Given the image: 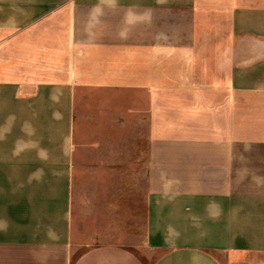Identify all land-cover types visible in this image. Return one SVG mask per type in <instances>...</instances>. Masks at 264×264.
Wrapping results in <instances>:
<instances>
[{
	"label": "crops",
	"instance_id": "crops-1",
	"mask_svg": "<svg viewBox=\"0 0 264 264\" xmlns=\"http://www.w3.org/2000/svg\"><path fill=\"white\" fill-rule=\"evenodd\" d=\"M133 115L153 260L86 234ZM0 264H264V0H0Z\"/></svg>",
	"mask_w": 264,
	"mask_h": 264
},
{
	"label": "rangeland",
	"instance_id": "rangeland-1",
	"mask_svg": "<svg viewBox=\"0 0 264 264\" xmlns=\"http://www.w3.org/2000/svg\"><path fill=\"white\" fill-rule=\"evenodd\" d=\"M145 125L144 118L133 115L131 128L117 126V141L122 143L124 136L128 142L127 132L131 130L130 150L116 151L117 166L109 168L102 182L84 184L83 201L90 219L86 234L96 230L101 236L98 241L133 244L139 256L153 260L154 256L143 247L148 197Z\"/></svg>",
	"mask_w": 264,
	"mask_h": 264
}]
</instances>
